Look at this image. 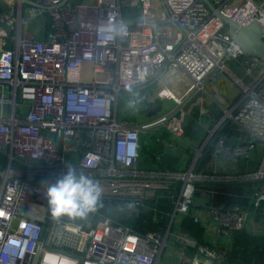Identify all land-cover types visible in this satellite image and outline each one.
<instances>
[{
  "label": "built area",
  "instance_id": "built-area-1",
  "mask_svg": "<svg viewBox=\"0 0 264 264\" xmlns=\"http://www.w3.org/2000/svg\"><path fill=\"white\" fill-rule=\"evenodd\" d=\"M0 0V264H155L164 235L139 233L97 209L86 218L54 219L44 195L72 166L98 182L101 202L157 224L159 199L172 197L174 214L191 217L196 184L255 183L253 208L264 201V70L244 54L221 16L246 26L256 21L264 40V0ZM48 21L38 34L31 24ZM40 35V36H39ZM236 61L250 86L206 129L197 146L186 142L185 105L225 63ZM146 91L147 103L170 109L127 123L120 118L124 95ZM149 92V93H148ZM135 101V100H134ZM199 116H204L202 105ZM229 123L234 134L219 135ZM163 131H166L163 133ZM159 160L180 142L193 151L184 171L137 166L140 137ZM165 144L155 149L153 143ZM152 143V144H150ZM263 147L257 170L242 175H206L199 158L211 147L225 159L251 157ZM170 191L168 195L160 191ZM221 235L244 229L250 212L237 205L210 206ZM194 248L190 264H215L218 253L188 234L176 236ZM264 260V256H263Z\"/></svg>",
  "mask_w": 264,
  "mask_h": 264
},
{
  "label": "crops",
  "instance_id": "crops-1",
  "mask_svg": "<svg viewBox=\"0 0 264 264\" xmlns=\"http://www.w3.org/2000/svg\"><path fill=\"white\" fill-rule=\"evenodd\" d=\"M31 27L36 29L38 34L42 37H46V34H43L42 31L46 32L48 27L43 19H37L36 22L31 24ZM228 62H234L242 69L241 65L236 61ZM223 73L233 78L235 83L239 86L238 93L228 104L224 105L220 100V97L224 98V96L219 92L218 86L221 75L218 73L216 76L207 80L203 90L185 105V111L188 112L189 117L184 123L183 132L186 142L193 146L199 145L206 134V129L222 115V108L229 107L235 101L241 92V86L238 80H241L243 83L244 78L247 77L244 74L241 79H237L229 70L223 71ZM139 94L138 96L126 95L127 100L123 103L120 110V118L123 121L127 123L146 121L171 107L170 102L161 103L156 101L150 104L148 108L145 109L140 107L137 109V112H134V109L128 107L130 97H135L133 100L137 103H147L146 91L143 89ZM206 95L210 97L212 102L209 101L206 103ZM199 105H202L205 109L203 117L199 116ZM2 108L3 112L0 113V115L6 116L7 110L5 106L2 105ZM163 133L166 135V131H163ZM234 133L235 130L229 123H225L219 131V135ZM148 143L149 138L146 136L140 137V158L137 161V166L142 169L184 171L193 157V151L190 150L189 147L183 143L176 142L174 147L169 150L167 149V152L163 154L161 159L153 160L150 158L147 151ZM152 146L159 150L166 147L163 142L153 143ZM262 155L263 147L257 146L251 157L225 159L220 155H216L211 147H207L199 158L198 171L206 175H242L257 170L261 163ZM254 188L255 183L251 180H213L197 183L191 207L192 213L197 218L196 221L191 217L180 216L177 213L174 214L178 184L175 187V191L171 193V198L169 196H163L159 199L158 207L166 214L159 215L160 221L157 224L151 223V213L149 211L140 210L139 212L149 216L150 225L154 227L153 230H147L145 232H156L161 235L165 234L164 245L161 247L159 257L155 264L191 263L195 249L183 247L176 240V236L182 235L183 233L195 239L197 244L215 250L218 253L217 260H214L215 264H264V201L261 202L259 207L253 208L252 193ZM160 192L164 195L170 193V191L165 190ZM233 205L249 210L250 218L244 229L223 236L219 233L218 226L211 218L208 209L210 206H221L226 208ZM189 219L191 221L190 224L197 226L200 232V238L190 235V232L185 226V222H188Z\"/></svg>",
  "mask_w": 264,
  "mask_h": 264
},
{
  "label": "clouds",
  "instance_id": "clouds-1",
  "mask_svg": "<svg viewBox=\"0 0 264 264\" xmlns=\"http://www.w3.org/2000/svg\"><path fill=\"white\" fill-rule=\"evenodd\" d=\"M135 105L134 100L128 102L129 108L134 109ZM102 192L98 182L68 166L65 174L47 186L44 195L54 219L64 216L83 219L102 206Z\"/></svg>",
  "mask_w": 264,
  "mask_h": 264
},
{
  "label": "water",
  "instance_id": "water-1",
  "mask_svg": "<svg viewBox=\"0 0 264 264\" xmlns=\"http://www.w3.org/2000/svg\"><path fill=\"white\" fill-rule=\"evenodd\" d=\"M204 1L210 8H212L208 0ZM221 18L229 25L230 34L233 36L235 43L239 46L241 51L244 54L257 56L264 63V40L262 26L256 21L250 23L249 25L241 26L229 19H226L224 16H221Z\"/></svg>",
  "mask_w": 264,
  "mask_h": 264
},
{
  "label": "rangeland",
  "instance_id": "rangeland-1",
  "mask_svg": "<svg viewBox=\"0 0 264 264\" xmlns=\"http://www.w3.org/2000/svg\"><path fill=\"white\" fill-rule=\"evenodd\" d=\"M225 68H226L227 71L228 70L231 71L233 76L236 77L237 79H241L243 77V75H244V71H242V69H240L238 67V65H236L234 62H226L225 63ZM263 70H264V63H261L258 68H255L253 70L252 75L254 77H258V76H260L262 74ZM219 73H220L219 75H221L220 76L221 80H220L219 86H218L219 87V92L222 93L223 96H224V98L220 97L221 98L220 100H221V103L225 105V104H228L229 101L232 100V98H234L235 95L238 93L239 86L235 83L234 79L231 78L228 74L223 73L222 71H220ZM252 81H253L252 80V76H247L246 78H244L243 84L245 86H250ZM134 98L135 97H133V98L130 97L129 99L133 100ZM205 99H206V103H208L209 101L212 102L210 97H208V95L205 96ZM126 100H127V97H126V95H124L123 98H122V102L125 103Z\"/></svg>",
  "mask_w": 264,
  "mask_h": 264
},
{
  "label": "trees",
  "instance_id": "trees-1",
  "mask_svg": "<svg viewBox=\"0 0 264 264\" xmlns=\"http://www.w3.org/2000/svg\"><path fill=\"white\" fill-rule=\"evenodd\" d=\"M45 23L48 27V21H46ZM101 204L102 206L97 208L99 211L113 219H116V221H118L119 223L131 227L133 230L139 233H144L147 230L154 229V227L150 225L149 216L145 215L142 212H139V215L136 217L132 213H129L127 211L119 212L115 209H112L106 202H101ZM190 223V219L188 220V222H185V226L190 232V235L196 238H200V232L198 231L197 226Z\"/></svg>",
  "mask_w": 264,
  "mask_h": 264
}]
</instances>
